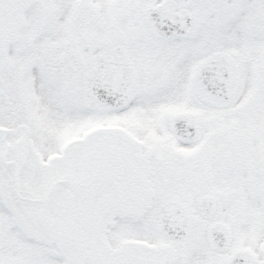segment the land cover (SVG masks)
<instances>
[{
	"label": "snow or ice",
	"instance_id": "obj_1",
	"mask_svg": "<svg viewBox=\"0 0 264 264\" xmlns=\"http://www.w3.org/2000/svg\"><path fill=\"white\" fill-rule=\"evenodd\" d=\"M0 264H264V0H0Z\"/></svg>",
	"mask_w": 264,
	"mask_h": 264
}]
</instances>
